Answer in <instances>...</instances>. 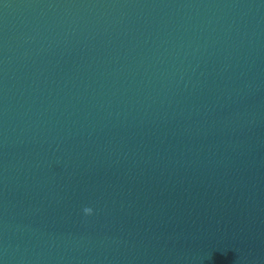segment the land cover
<instances>
[{
    "label": "water",
    "instance_id": "1",
    "mask_svg": "<svg viewBox=\"0 0 264 264\" xmlns=\"http://www.w3.org/2000/svg\"><path fill=\"white\" fill-rule=\"evenodd\" d=\"M0 264H264V0H0Z\"/></svg>",
    "mask_w": 264,
    "mask_h": 264
},
{
    "label": "clouds",
    "instance_id": "2",
    "mask_svg": "<svg viewBox=\"0 0 264 264\" xmlns=\"http://www.w3.org/2000/svg\"><path fill=\"white\" fill-rule=\"evenodd\" d=\"M83 212L85 215H92L93 214V209L91 207H85L83 209Z\"/></svg>",
    "mask_w": 264,
    "mask_h": 264
}]
</instances>
